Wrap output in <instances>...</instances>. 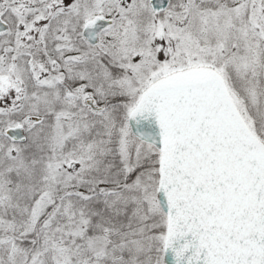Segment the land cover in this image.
<instances>
[{"label":"snow or ice","instance_id":"6c2138e0","mask_svg":"<svg viewBox=\"0 0 264 264\" xmlns=\"http://www.w3.org/2000/svg\"><path fill=\"white\" fill-rule=\"evenodd\" d=\"M0 264H264V0H0Z\"/></svg>","mask_w":264,"mask_h":264}]
</instances>
